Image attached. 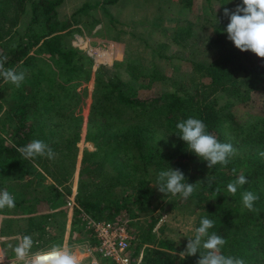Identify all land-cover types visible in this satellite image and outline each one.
<instances>
[{
  "label": "trees",
  "instance_id": "1",
  "mask_svg": "<svg viewBox=\"0 0 264 264\" xmlns=\"http://www.w3.org/2000/svg\"><path fill=\"white\" fill-rule=\"evenodd\" d=\"M218 1L231 11L230 0H202L210 14ZM63 2L0 0V50L1 58L7 57L5 68H32L38 83L45 82L44 91L19 104L14 112L3 110L0 103V190L9 184L17 188L15 206L35 199L61 200L71 194L69 182L78 152L82 103L68 100L71 86L57 82L52 70L48 74L30 54L33 48L46 54L64 82L77 77L84 53L65 41L70 21L59 19L58 8ZM186 2L189 5H182L183 9L191 5ZM241 3L236 0L235 8ZM27 8L29 23L20 31L18 19ZM105 12L112 21L114 14ZM39 15L44 20V33L32 27ZM228 18H221L225 27L230 22ZM176 32L189 33L190 26L176 27L173 34ZM216 34L217 55L208 64L194 63L190 80H174L168 88L153 87L159 79L155 65L150 69L138 53L132 65L118 66L112 77L99 78L92 93L89 125L96 128L93 139L103 154L100 158L93 152L82 155L72 225L84 214L114 221L123 212L141 210L158 190V173L171 167L181 170L188 183H196L189 199L195 200L206 217L214 221L209 232L226 239L222 253L240 257L245 264H264V157L259 155L264 151V102L259 120L245 126L246 130L240 131L244 126L233 109L245 102L253 90L264 95V58L237 49L227 32ZM151 56H157L152 48ZM203 78L208 79L207 83ZM3 82L0 76V86ZM189 117L203 120L218 141L233 145L236 154L229 157L226 166L209 168L207 161L187 150L175 125ZM35 139L48 143L55 158L24 160L17 149ZM16 171L18 175L12 173ZM240 174L248 183L233 195L227 185ZM26 175L28 181H24ZM40 189L46 191L45 196L39 194ZM244 191L258 194L254 211L244 207ZM33 216L29 218H36ZM62 217L64 223L66 213ZM38 218L45 220L47 216L39 214ZM155 219L151 217L132 257L139 256ZM89 235L94 244L90 231ZM161 245L158 249L147 248L140 264H196L199 259V253L180 258L184 249L169 241Z\"/></svg>",
  "mask_w": 264,
  "mask_h": 264
},
{
  "label": "rangeland",
  "instance_id": "2",
  "mask_svg": "<svg viewBox=\"0 0 264 264\" xmlns=\"http://www.w3.org/2000/svg\"><path fill=\"white\" fill-rule=\"evenodd\" d=\"M186 1H190L191 5L183 9L182 5H189ZM186 1L64 0L58 8L59 19L70 21L66 29V32L70 33L66 36V43L84 53L83 66L77 77L64 82L46 54L37 52L35 48L30 54L36 58L37 65L44 68L48 74L49 70H52L57 82L71 86L68 100L82 103L79 113L80 130L77 132L78 152L69 182L71 194L61 200L35 199L29 204L0 210V264H32L36 255L44 254L53 245L61 246L57 227L63 225L62 214L67 211L69 213L75 206V202L69 206L68 201L76 195L82 155L85 152H93L100 158L103 154L102 148L93 139L96 128L89 125L92 93L100 77H112L118 66L132 65L138 53L150 69L155 65L159 79L153 83V87L168 88L174 80H190L194 63L208 64L217 55L218 47L214 38L217 32H226L225 23L221 18L227 17L224 15V9L228 7L218 1L214 3V12L210 14L202 0ZM230 1V9L234 10L236 0ZM105 10L114 14L112 21ZM29 19L30 11L27 8L18 19L17 28L23 31L27 28ZM188 26L189 33L173 34L176 27ZM32 27L36 32L44 33L45 26L41 15ZM1 46L0 43V48ZM151 48L156 57L151 56ZM19 71L26 73L19 88L6 81L0 86V103L3 110L14 112L19 104L44 91L45 82L38 83L32 74V68H21ZM202 81L207 83L208 79L203 78ZM80 85L84 91L76 93L75 89ZM263 102L262 92L253 90L245 102L233 107L239 124L244 126L240 131L246 130L245 126L249 123L259 120ZM12 173L18 175V171ZM28 179L29 175H26L24 181ZM49 181L50 179L47 182ZM19 186L21 187V182ZM61 187L63 189V186ZM5 190L15 197L17 188L13 185L9 184ZM38 192L41 196L46 195V191L42 189ZM39 214L47 216V219L42 221L39 218H29ZM206 214L195 200L185 201L179 194L166 198L157 190L141 210L123 212L114 221L127 224L133 237L131 244L134 250L143 240L151 217H156L150 235L140 247L139 255L142 258L147 248H162V241H169L174 247L185 249L188 238L194 236L195 228ZM71 227L73 232L70 234V244L75 246L71 253L77 257L78 264H90L92 257L98 264H111L109 260L89 252L92 245L91 236L83 219L75 221ZM25 236H30L33 244L29 253L21 260L17 257L15 248L23 243Z\"/></svg>",
  "mask_w": 264,
  "mask_h": 264
},
{
  "label": "clouds",
  "instance_id": "3",
  "mask_svg": "<svg viewBox=\"0 0 264 264\" xmlns=\"http://www.w3.org/2000/svg\"><path fill=\"white\" fill-rule=\"evenodd\" d=\"M224 15L229 17L230 22L224 31L227 38L233 42L240 51H251L258 57L264 58V0H242V5H237L234 10L224 9ZM7 57L0 58V76L6 82H11L19 88L25 80L24 71H16L13 68H5ZM177 134L187 144V150L193 152L197 157L207 161V166L220 164L226 166L229 157L236 154V149L231 143H222L207 131L203 120L189 117L181 120L175 125ZM17 151L24 160L37 157L54 159L56 153L43 140L35 139L25 146L19 147ZM264 157V151L259 153ZM245 175L240 174L234 181L229 182L227 190L231 194L237 193L238 187L247 184ZM196 184V183H195ZM195 184L186 181L184 173L179 169L169 167L161 170L157 176L156 188L165 195L179 196L188 200L195 191ZM219 192V189H216ZM259 200L258 194L252 191L242 193V203L249 211H254L255 202ZM5 207H15V198L7 190H0V210ZM214 227V221L203 217L200 224L195 228L193 237L188 238L186 248L179 253L180 258L195 256L199 253L196 264H245L244 259L231 255H224L222 248L226 245L225 238L209 232ZM33 244L30 236H25L23 243L15 248L17 257L23 260L29 253ZM33 264H78L77 257L70 251L59 245H53L47 252L36 257Z\"/></svg>",
  "mask_w": 264,
  "mask_h": 264
},
{
  "label": "built area",
  "instance_id": "4",
  "mask_svg": "<svg viewBox=\"0 0 264 264\" xmlns=\"http://www.w3.org/2000/svg\"><path fill=\"white\" fill-rule=\"evenodd\" d=\"M68 205H74V198L68 201ZM83 220L85 228L90 231L95 240V243L89 248L90 253L109 260L111 264H140L141 255L132 257L133 237L125 222L95 219L86 214L83 215ZM39 255L42 253L36 256ZM90 264L98 263L92 257Z\"/></svg>",
  "mask_w": 264,
  "mask_h": 264
},
{
  "label": "crops",
  "instance_id": "5",
  "mask_svg": "<svg viewBox=\"0 0 264 264\" xmlns=\"http://www.w3.org/2000/svg\"><path fill=\"white\" fill-rule=\"evenodd\" d=\"M74 198V197H73ZM72 209V208H71ZM69 210V213L67 211L66 216H67V221L63 223L62 228L57 227V233H58V239H61L60 245L63 249L68 250L71 252V249H75L74 244H70V238H71V233L72 231V218H73V209ZM36 219H38V216H36ZM43 221V220H42Z\"/></svg>",
  "mask_w": 264,
  "mask_h": 264
},
{
  "label": "bare ground",
  "instance_id": "6",
  "mask_svg": "<svg viewBox=\"0 0 264 264\" xmlns=\"http://www.w3.org/2000/svg\"><path fill=\"white\" fill-rule=\"evenodd\" d=\"M82 91H84L83 87L80 85L75 89L76 93H81Z\"/></svg>",
  "mask_w": 264,
  "mask_h": 264
}]
</instances>
